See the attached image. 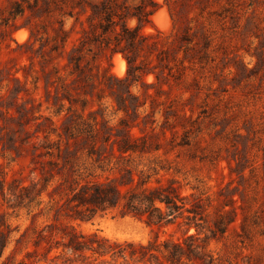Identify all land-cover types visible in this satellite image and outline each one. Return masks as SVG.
I'll return each mask as SVG.
<instances>
[{
  "label": "rangeland",
  "instance_id": "374dc122",
  "mask_svg": "<svg viewBox=\"0 0 264 264\" xmlns=\"http://www.w3.org/2000/svg\"><path fill=\"white\" fill-rule=\"evenodd\" d=\"M78 1L0 0V181L29 183L32 170L50 159L38 157L43 143L63 147L70 129L78 152L73 166L88 181L131 168L153 181L175 182L209 208L201 237L208 238L215 264H264V0H93L101 12V2H109L118 14L135 13L142 3L151 13L148 24L126 20L145 35H160L157 48L140 55L142 71L128 81L124 55L89 41L90 24L104 23V13L88 20L91 12L80 13ZM115 29L120 26L110 36ZM160 50L177 61H161ZM168 62L171 75L161 70ZM128 86L133 99L126 113L118 100L127 97ZM139 104L145 106L136 111ZM129 126L162 151L129 161L112 155L117 138L109 140L108 132L121 134ZM90 146L103 148L108 159L89 158ZM48 201L40 214L37 208L30 214L0 194V225L9 233L0 264H19L34 250L38 232L54 219L56 204ZM217 215H225L224 233L209 231ZM75 226L113 241L147 243L154 236L131 217L107 215ZM157 232L162 240L178 239L184 228Z\"/></svg>",
  "mask_w": 264,
  "mask_h": 264
},
{
  "label": "trees",
  "instance_id": "16d2710c",
  "mask_svg": "<svg viewBox=\"0 0 264 264\" xmlns=\"http://www.w3.org/2000/svg\"><path fill=\"white\" fill-rule=\"evenodd\" d=\"M78 3L80 13L91 12L88 20L104 13V23L90 24L92 34L89 41L107 48L112 55H124L129 64L127 81L136 77L142 71L136 65L140 55L148 48H157L160 35H145L139 27L130 28L126 20L133 17L141 24L150 23L151 13L148 8L142 3L135 13L118 14L114 9L116 4L113 3L101 2L104 12L93 0H79ZM118 26L120 31L115 29V35L110 36L112 29ZM97 29L101 31L97 32ZM63 35V43L66 45V32ZM203 38L207 43L205 34ZM160 55L161 61H177L171 51L160 50ZM173 69L171 62L161 65L163 74L167 71L171 75ZM155 75L159 78L158 74ZM131 95L128 86L127 97L118 100L119 109L126 113L132 108L127 104L128 97L133 99ZM144 106L139 104L134 109L137 111ZM90 117L94 119L93 114ZM50 133L62 138L56 130ZM66 135L69 141L56 150H52L48 142L43 143L44 151L38 157L49 156L50 159L44 160L32 170L35 177L29 183L25 178L11 182L0 181L1 196L15 210L27 209L31 214L37 208L40 214L45 197L49 200L48 204H56L52 207L55 209L54 219L38 232L33 243L34 250L27 252L19 264H215V258L208 251V238L201 237L206 229L209 209L203 200L195 194L183 195L175 182L163 183L159 179L153 181L151 175L143 174V170L137 172L131 168H119L117 175L105 181H88V176L76 169L71 160L78 153L72 149L77 143H70L75 134L69 129ZM108 135L109 140L111 136L117 138L110 151L120 160L129 161L134 155L143 156L162 151V146L155 140L136 138L130 126L121 134H114L110 130ZM87 156L99 164L108 159L103 148L96 146L88 148ZM54 157L58 162L52 160ZM107 215L141 221L152 228L154 236L147 243L121 242L101 237L97 233L86 235L76 229L77 223L91 222ZM229 215L233 217L237 213ZM224 216L217 215L215 230L210 229L211 233H224L227 223ZM61 220L63 222L58 224ZM233 222L231 218L228 220V223ZM169 227L184 228L182 237L175 239L174 235H170L162 240L157 230ZM7 228L5 224L0 225V260L9 241ZM192 228L196 233H190Z\"/></svg>",
  "mask_w": 264,
  "mask_h": 264
},
{
  "label": "bare ground",
  "instance_id": "6f19581e",
  "mask_svg": "<svg viewBox=\"0 0 264 264\" xmlns=\"http://www.w3.org/2000/svg\"><path fill=\"white\" fill-rule=\"evenodd\" d=\"M158 17V16H157ZM159 18V17H158ZM167 24V23H166ZM121 66V69H122V65H120Z\"/></svg>",
  "mask_w": 264,
  "mask_h": 264
}]
</instances>
